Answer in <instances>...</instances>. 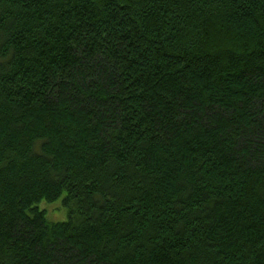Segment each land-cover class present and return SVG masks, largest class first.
I'll return each mask as SVG.
<instances>
[{
	"label": "trees",
	"instance_id": "1",
	"mask_svg": "<svg viewBox=\"0 0 264 264\" xmlns=\"http://www.w3.org/2000/svg\"><path fill=\"white\" fill-rule=\"evenodd\" d=\"M0 264H264V0H0Z\"/></svg>",
	"mask_w": 264,
	"mask_h": 264
},
{
	"label": "rangeland",
	"instance_id": "2",
	"mask_svg": "<svg viewBox=\"0 0 264 264\" xmlns=\"http://www.w3.org/2000/svg\"><path fill=\"white\" fill-rule=\"evenodd\" d=\"M62 198L63 196L53 203H42L40 205L41 209L46 212L48 222H64L67 220V213L62 205Z\"/></svg>",
	"mask_w": 264,
	"mask_h": 264
}]
</instances>
